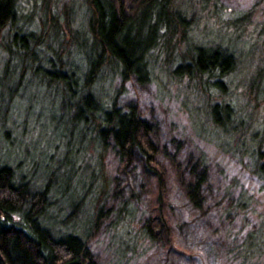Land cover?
<instances>
[{"label":"rangeland","instance_id":"obj_1","mask_svg":"<svg viewBox=\"0 0 264 264\" xmlns=\"http://www.w3.org/2000/svg\"><path fill=\"white\" fill-rule=\"evenodd\" d=\"M17 2L13 28L40 35L51 11L61 23L41 44H29L34 59L7 48L9 26L0 41V161L33 190H48L44 223L82 236L101 264H264V174L254 167L256 156L264 161V140L258 147L256 137L264 135V0H177L188 24L179 25L177 43L149 56L146 79L121 81L110 61L88 81L104 108L116 100L149 121L168 174L163 200L137 150L123 167L97 122L76 116L82 87L76 98L71 91L85 81L89 54L96 56L85 0ZM194 46L227 49L233 68L200 77L179 71ZM46 69L73 72L71 85L45 76ZM223 103L236 135L212 120V104ZM202 170L215 204L197 209L187 188L191 173ZM156 206L164 230L152 239L146 225ZM248 234L258 235L257 248L243 257Z\"/></svg>","mask_w":264,"mask_h":264},{"label":"trees","instance_id":"obj_2","mask_svg":"<svg viewBox=\"0 0 264 264\" xmlns=\"http://www.w3.org/2000/svg\"><path fill=\"white\" fill-rule=\"evenodd\" d=\"M176 2L177 0H85L89 14L87 26L96 56L89 54V67L83 84L74 92L69 90L72 97L76 98L74 93L82 87L75 103L76 116L84 119L88 117L93 124L97 122L95 127L100 139L103 144H111L119 164L125 167L131 163L134 150H137L144 157L148 168L154 169L153 176L157 181L160 200L167 196L168 174L157 158L158 150L151 138L149 121L133 105L122 106L116 100L108 108H104L94 93L88 90V81L110 61L118 67L121 81L132 76L137 80L146 79L150 68L149 56H152L154 50L167 48L171 45L170 42L173 45L177 43L180 40L177 39L179 25L186 27L188 24L189 19L177 8ZM69 9L70 7L64 11L67 26L72 22ZM17 14V0H0V41L4 30L6 32L9 26L12 31L11 34L8 32L9 40L13 47L6 43L7 48L22 50L25 56L34 59L32 45L41 44L44 36L56 32V25L61 24L58 14L50 12L48 27H43L40 35L25 31L23 27L13 28ZM184 33L182 31L180 38H183ZM194 49L188 50L191 62L180 63L177 67L179 71L200 77L217 69L226 72L233 68V55L227 49L218 46L210 49L194 46ZM45 71V76L71 85L73 72L67 74L66 71L55 69ZM69 98L68 96V100ZM220 107L217 104L211 106L213 122L229 134L236 135L239 128L233 124L230 107L227 103ZM256 137L260 147L264 135ZM237 146L238 144L234 148ZM260 157H255L254 167L264 174V161ZM206 176L205 170L197 174L191 173L187 193L191 206L197 209L214 207L215 204L209 202V183L204 179ZM47 192L45 187L33 190L27 180L16 178L12 166L0 161V264H101L82 236L71 232L58 234L44 223L42 217ZM159 212V207L156 206L146 225V232L152 239L160 238L164 230ZM168 231H173L171 225L168 226ZM257 236L246 235L241 251L243 257L255 251Z\"/></svg>","mask_w":264,"mask_h":264}]
</instances>
